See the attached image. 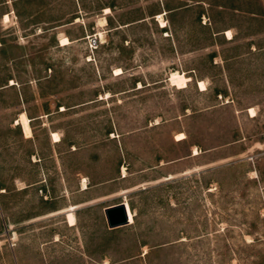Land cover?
<instances>
[{
    "label": "rangeland",
    "instance_id": "1",
    "mask_svg": "<svg viewBox=\"0 0 264 264\" xmlns=\"http://www.w3.org/2000/svg\"><path fill=\"white\" fill-rule=\"evenodd\" d=\"M126 158L180 162L140 177L110 264H264V0H0V229L17 237L0 264H100L50 213L64 174L73 191Z\"/></svg>",
    "mask_w": 264,
    "mask_h": 264
},
{
    "label": "crops",
    "instance_id": "2",
    "mask_svg": "<svg viewBox=\"0 0 264 264\" xmlns=\"http://www.w3.org/2000/svg\"><path fill=\"white\" fill-rule=\"evenodd\" d=\"M3 22H5L4 19ZM115 149L118 150L117 145L115 146ZM193 155H200V152L198 154L193 153ZM100 162H102V159ZM177 162H180V159L169 163H166L165 161H159L155 165L141 166L135 170L130 168V162L127 160V158L124 160L120 159L119 162L116 159L109 171H105L101 163H99L98 165L96 164L97 166L93 167L92 169H88L86 171L84 170L78 173L76 188L73 191H70L69 181L67 182L64 174L63 182L66 190L63 191V198L65 200V204H63L61 208L56 210L53 209L50 213V216L53 217L55 214H61L63 217L62 226L63 228L68 229L70 236L71 233H75L76 239H78V235H80V238L85 241L98 242L93 243L92 245L89 244L88 248H86L84 251H80L78 254L80 259L76 260V262L100 264L119 262L118 260L112 258V255L109 254V251L102 250V248L111 246L110 241L112 234H118V232L123 230L124 227L132 225L135 222L138 212L132 202L131 193L135 192L136 190H142L141 186L144 188L145 184L149 182V180H144L145 182H142V178L140 177H142V175L146 174L147 172H150V170L155 168H165L168 164H171V166L172 164L176 165ZM171 176L172 175H169L166 178H170ZM138 178L139 180H137ZM84 179L87 180L86 186L83 185ZM126 202L129 203L134 214V222L131 223L129 219L125 224L110 226L106 212L107 209L119 204H125L127 209ZM72 206L75 207L73 208ZM70 212L74 213L76 219L75 223L73 224L69 222L68 215ZM95 219H98V222L103 228L102 230L106 234V243L104 244L100 242V240H102L101 237L95 235V233L89 229L91 223ZM66 233L67 231L63 229L62 233L58 235L61 238H64L66 237ZM142 246L144 245L142 244ZM68 256L69 255L66 257Z\"/></svg>",
    "mask_w": 264,
    "mask_h": 264
},
{
    "label": "bare ground",
    "instance_id": "3",
    "mask_svg": "<svg viewBox=\"0 0 264 264\" xmlns=\"http://www.w3.org/2000/svg\"><path fill=\"white\" fill-rule=\"evenodd\" d=\"M3 17H4L3 19H4L5 22H9L10 21V15L9 14H5V16H3ZM100 34H102V32H100ZM227 34L229 35V37L232 36V34H231V32L229 30L227 31ZM61 40H62V44L69 43V38L68 37H63ZM118 70H120V69H118ZM172 79L174 81L182 84V83L186 82L187 76H185L182 73H177V74L173 75ZM202 85H203V83H202ZM254 111L255 110L253 108H251V112L253 114L255 113ZM20 122L23 124L25 132L28 135H31L32 130H31V126H30V120H29V117L25 113H22L21 118H20ZM53 136H54V138L56 140L60 139L59 134L57 132H54ZM126 204H127V209H128V212H129L130 222H133L134 221V214L132 213L129 204L127 202H126ZM68 218H69V222L71 224L75 223L76 219H75L74 213L70 212L69 215H68Z\"/></svg>",
    "mask_w": 264,
    "mask_h": 264
},
{
    "label": "water",
    "instance_id": "4",
    "mask_svg": "<svg viewBox=\"0 0 264 264\" xmlns=\"http://www.w3.org/2000/svg\"><path fill=\"white\" fill-rule=\"evenodd\" d=\"M107 217L110 226L125 224L129 220V213L125 204H119L107 209Z\"/></svg>",
    "mask_w": 264,
    "mask_h": 264
},
{
    "label": "built area",
    "instance_id": "5",
    "mask_svg": "<svg viewBox=\"0 0 264 264\" xmlns=\"http://www.w3.org/2000/svg\"><path fill=\"white\" fill-rule=\"evenodd\" d=\"M2 242H8L11 246H15L17 244L16 231L12 226L5 225L4 230L0 229V244Z\"/></svg>",
    "mask_w": 264,
    "mask_h": 264
}]
</instances>
